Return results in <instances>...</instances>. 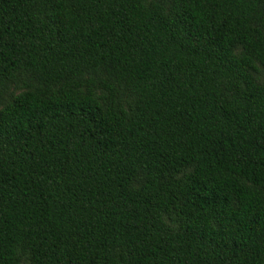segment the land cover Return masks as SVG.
<instances>
[{
	"label": "trees",
	"instance_id": "trees-1",
	"mask_svg": "<svg viewBox=\"0 0 264 264\" xmlns=\"http://www.w3.org/2000/svg\"><path fill=\"white\" fill-rule=\"evenodd\" d=\"M0 264H264V0H0Z\"/></svg>",
	"mask_w": 264,
	"mask_h": 264
}]
</instances>
